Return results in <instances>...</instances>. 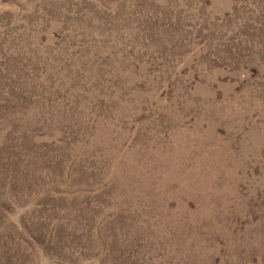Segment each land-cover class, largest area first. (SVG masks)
Segmentation results:
<instances>
[{"label":"rangeland","instance_id":"obj_1","mask_svg":"<svg viewBox=\"0 0 264 264\" xmlns=\"http://www.w3.org/2000/svg\"><path fill=\"white\" fill-rule=\"evenodd\" d=\"M0 264H264V0H0Z\"/></svg>","mask_w":264,"mask_h":264}]
</instances>
